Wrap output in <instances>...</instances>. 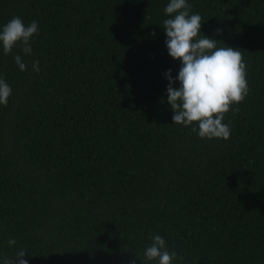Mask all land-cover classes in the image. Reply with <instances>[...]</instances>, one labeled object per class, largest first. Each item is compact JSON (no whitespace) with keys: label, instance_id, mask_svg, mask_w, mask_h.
<instances>
[{"label":"trees","instance_id":"trees-1","mask_svg":"<svg viewBox=\"0 0 264 264\" xmlns=\"http://www.w3.org/2000/svg\"><path fill=\"white\" fill-rule=\"evenodd\" d=\"M169 2L0 0V30L39 26L31 55L0 45V264L20 250L28 264H158L144 256L157 234L173 264H264V0H187L200 35L246 63L227 141L173 122Z\"/></svg>","mask_w":264,"mask_h":264},{"label":"clouds","instance_id":"clouds-1","mask_svg":"<svg viewBox=\"0 0 264 264\" xmlns=\"http://www.w3.org/2000/svg\"><path fill=\"white\" fill-rule=\"evenodd\" d=\"M164 12L170 17L162 26L167 36L168 53L174 60L182 62L177 78L179 88L173 86L176 80L172 79L171 71L167 73V103L174 112L173 122L191 128L201 139L227 141L231 129L224 123L225 115L249 94L242 51L218 47L220 42L201 36L202 17L190 14L191 5L187 0H170ZM38 33V22L25 25L20 17H13L0 30L4 55L12 54L17 46L25 55H31V41ZM14 59L20 71L27 70L20 55H15ZM32 70L40 71L39 61L33 62ZM11 95V87L0 78V105L6 106ZM235 110L239 111V108ZM151 240L144 252L147 261L173 264L176 253L169 252L166 241L158 234ZM7 243L12 247L16 241L9 239ZM25 255L26 252L20 250L15 260L5 257L3 264H28Z\"/></svg>","mask_w":264,"mask_h":264}]
</instances>
